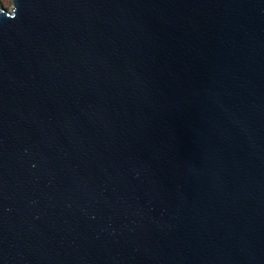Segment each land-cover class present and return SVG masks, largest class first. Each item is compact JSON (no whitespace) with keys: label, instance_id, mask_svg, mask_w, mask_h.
<instances>
[{"label":"water","instance_id":"water-1","mask_svg":"<svg viewBox=\"0 0 264 264\" xmlns=\"http://www.w3.org/2000/svg\"><path fill=\"white\" fill-rule=\"evenodd\" d=\"M0 264H264V0L0 9Z\"/></svg>","mask_w":264,"mask_h":264},{"label":"rangeland","instance_id":"rangeland-1","mask_svg":"<svg viewBox=\"0 0 264 264\" xmlns=\"http://www.w3.org/2000/svg\"><path fill=\"white\" fill-rule=\"evenodd\" d=\"M0 9H5L6 11H11L12 0H0Z\"/></svg>","mask_w":264,"mask_h":264}]
</instances>
